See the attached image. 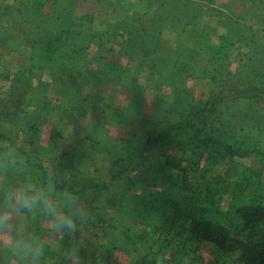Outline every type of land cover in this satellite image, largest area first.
<instances>
[{
    "label": "rangeland",
    "instance_id": "rangeland-1",
    "mask_svg": "<svg viewBox=\"0 0 264 264\" xmlns=\"http://www.w3.org/2000/svg\"><path fill=\"white\" fill-rule=\"evenodd\" d=\"M185 1L78 0L73 16L86 21L74 42L89 36L95 41L87 46V56L73 71H69L72 60L33 76L38 98L26 114L36 112L34 121L45 158L51 166L60 163L63 168H74V186L106 187L101 193L95 189L96 215L75 236L63 235L49 243L41 222L32 221L27 213L18 217L44 244L40 264H67L66 248L80 250V264L134 263L129 243L119 232L126 227L137 230L141 221L124 206L162 189L154 175L159 161L172 157L178 162L187 157L177 148L163 150L149 142L169 132L190 105L215 99V112L206 123L218 120L226 134L231 128L235 137L257 143L264 151V102L243 93L245 85H264V0H192L195 4L188 13L180 9L169 14L170 4L183 9ZM42 5L39 0H0V99L7 96L16 73L34 64L30 44L36 31L28 22L38 19L35 13L40 11L51 17V7ZM127 31L138 42L134 55L119 47L128 38ZM39 81L46 88L38 86ZM179 98H185V107ZM10 134L19 145L30 140L17 126ZM86 145L96 147L95 152L86 151ZM118 146L124 148L117 152ZM125 148L129 158L123 154ZM76 149L82 161L75 156ZM76 158L81 162L76 163ZM240 161L259 172L264 184L260 160L246 157ZM0 165L7 168L2 157ZM213 171L207 179L232 173L224 163ZM187 179L188 188L193 189L195 182L206 181L193 172H187ZM226 179V194L218 204L221 212L235 189L231 176ZM2 180L0 176V185ZM215 251L210 243L199 245L205 264L213 263ZM9 255L0 249V264H8ZM232 259L231 264H239L235 256Z\"/></svg>",
    "mask_w": 264,
    "mask_h": 264
},
{
    "label": "trees",
    "instance_id": "trees-1",
    "mask_svg": "<svg viewBox=\"0 0 264 264\" xmlns=\"http://www.w3.org/2000/svg\"><path fill=\"white\" fill-rule=\"evenodd\" d=\"M39 1L43 3L42 8L51 7L52 15L50 17L43 15V11L36 12L40 17L28 22L36 31L30 44L31 60L34 64L28 71L21 70L16 73L10 80L7 96L0 99V157L7 165V168L0 165V176L3 177L0 187L16 185L26 180L46 187L53 171H59L64 174L65 180L58 185L57 197L60 192L66 190L76 191L83 205L95 217L93 202L97 197L96 190L101 193L106 187L95 183L74 186L73 178L77 172L74 168H63L60 163L51 166L45 158L46 151L41 134L37 131L36 112L33 115L26 114V109L36 104L38 98L31 83L35 73L59 62L69 64L74 61L69 68V71H73V66L87 56V46L95 41L89 36L88 40L83 37L81 41L74 42L75 34L84 30L83 23L86 21L85 18L73 16L78 0ZM192 4L195 2L186 0L183 9L174 8L173 4H170L169 14L175 15L174 11L180 9L187 11ZM127 36L119 47L125 53L134 55L138 42L133 39L132 32L127 31ZM103 42L101 40V44ZM38 83L41 88H46L42 82ZM261 86L262 88L258 85H245L243 93L264 102V85ZM214 100L190 105L184 114H179L177 124L169 128V132L152 138V142H149L163 150L177 148L187 157L178 162L172 157L159 161L156 168L158 172L154 175L159 177L155 181L161 182L162 189L149 195L138 196L135 199L137 202L124 206L127 212L134 213L141 221L139 229L126 227L121 228L119 232L129 243L130 254L135 258L133 264H205L199 254V245L205 242L212 244L216 250L212 264H231L234 256L239 264H264L262 175L240 161L246 157H254L264 164V151L257 143L235 137L231 128L226 134L223 131L225 126L218 120H209L206 123L207 118H211L215 112L217 102ZM177 101L186 106L185 98H179ZM13 126L20 127L24 134L29 135L30 140L24 145L17 144L10 134ZM257 128L260 129L258 126ZM85 147L89 153L95 152L96 147ZM121 148L124 147L118 146L117 152ZM79 154L82 155L76 149L77 158L82 157L78 156ZM123 154L125 158L131 156L126 148ZM59 159L62 161L60 157ZM81 161L77 159L76 163ZM181 163H184L185 167H181ZM220 163L229 165L232 169V173L227 172V175L231 176V183L235 186L231 201L222 212L218 204L226 194V186L229 184L227 175L224 173L225 177L219 175L211 180L207 179V176L214 172V167ZM187 172L199 174L201 179L206 181L200 185L195 182L197 186L194 189L188 188ZM2 202L3 197L0 194V204ZM101 222L102 220L98 223ZM94 225L91 226L95 228Z\"/></svg>",
    "mask_w": 264,
    "mask_h": 264
},
{
    "label": "clouds",
    "instance_id": "clouds-1",
    "mask_svg": "<svg viewBox=\"0 0 264 264\" xmlns=\"http://www.w3.org/2000/svg\"><path fill=\"white\" fill-rule=\"evenodd\" d=\"M64 180V174L54 170L46 187L27 180L0 187V249L10 254L8 264H40L44 256V244L19 222L21 214L41 222L49 243L63 235L75 236L93 219L76 191L66 190L57 197L58 185ZM63 254L67 264H80L79 249L66 248Z\"/></svg>",
    "mask_w": 264,
    "mask_h": 264
}]
</instances>
